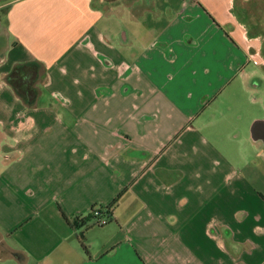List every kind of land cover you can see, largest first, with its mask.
Returning a JSON list of instances; mask_svg holds the SVG:
<instances>
[{
	"label": "crops",
	"instance_id": "crops-1",
	"mask_svg": "<svg viewBox=\"0 0 264 264\" xmlns=\"http://www.w3.org/2000/svg\"><path fill=\"white\" fill-rule=\"evenodd\" d=\"M250 1L0 0V264H264Z\"/></svg>",
	"mask_w": 264,
	"mask_h": 264
},
{
	"label": "rangeland",
	"instance_id": "rangeland-1",
	"mask_svg": "<svg viewBox=\"0 0 264 264\" xmlns=\"http://www.w3.org/2000/svg\"><path fill=\"white\" fill-rule=\"evenodd\" d=\"M246 11L244 12L245 18L243 21L246 23L250 30L255 31H264V0H252L248 3ZM0 18H4V10L0 12ZM264 47V42H263ZM19 91L24 92L22 88H18ZM25 89V88H24ZM239 94L241 97H244L243 100L246 98V94L239 90ZM246 107L245 111L248 113L254 111L253 107L248 106L246 103L244 105ZM260 116H264L263 110L259 111Z\"/></svg>",
	"mask_w": 264,
	"mask_h": 264
},
{
	"label": "built area",
	"instance_id": "built-area-1",
	"mask_svg": "<svg viewBox=\"0 0 264 264\" xmlns=\"http://www.w3.org/2000/svg\"><path fill=\"white\" fill-rule=\"evenodd\" d=\"M91 219L93 220V225L95 226H103L108 223V216L106 214H102L99 207H95L91 213Z\"/></svg>",
	"mask_w": 264,
	"mask_h": 264
},
{
	"label": "trees",
	"instance_id": "trees-1",
	"mask_svg": "<svg viewBox=\"0 0 264 264\" xmlns=\"http://www.w3.org/2000/svg\"><path fill=\"white\" fill-rule=\"evenodd\" d=\"M13 74V73H12ZM10 76L11 74L7 77V80L9 81L10 79ZM30 94V92H29ZM29 104V103H28ZM117 202V198L107 207V208H102V207H99V206H96V207H99L100 211L102 212V214H108V212L110 211V209L116 204ZM95 207H92L91 210H90V216H91V213H92V210L94 209ZM108 216V215H107Z\"/></svg>",
	"mask_w": 264,
	"mask_h": 264
}]
</instances>
